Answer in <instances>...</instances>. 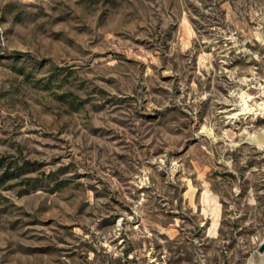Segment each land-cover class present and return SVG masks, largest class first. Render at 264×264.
I'll use <instances>...</instances> for the list:
<instances>
[{"label":"rangeland","instance_id":"obj_1","mask_svg":"<svg viewBox=\"0 0 264 264\" xmlns=\"http://www.w3.org/2000/svg\"><path fill=\"white\" fill-rule=\"evenodd\" d=\"M264 0H0V264H264Z\"/></svg>","mask_w":264,"mask_h":264},{"label":"water","instance_id":"obj_2","mask_svg":"<svg viewBox=\"0 0 264 264\" xmlns=\"http://www.w3.org/2000/svg\"><path fill=\"white\" fill-rule=\"evenodd\" d=\"M258 252H259L260 254H264V243H262V244L260 245V247L258 248Z\"/></svg>","mask_w":264,"mask_h":264},{"label":"bare ground","instance_id":"obj_3","mask_svg":"<svg viewBox=\"0 0 264 264\" xmlns=\"http://www.w3.org/2000/svg\"><path fill=\"white\" fill-rule=\"evenodd\" d=\"M263 109H264V107H263Z\"/></svg>","mask_w":264,"mask_h":264}]
</instances>
